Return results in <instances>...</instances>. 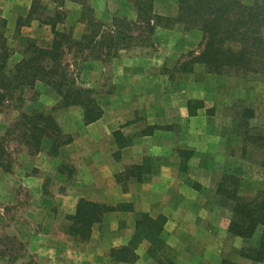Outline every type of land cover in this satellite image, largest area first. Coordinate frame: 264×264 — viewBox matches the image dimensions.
Listing matches in <instances>:
<instances>
[{
  "label": "rangeland",
  "instance_id": "rangeland-1",
  "mask_svg": "<svg viewBox=\"0 0 264 264\" xmlns=\"http://www.w3.org/2000/svg\"><path fill=\"white\" fill-rule=\"evenodd\" d=\"M144 1L0 0V14L7 22L4 31L14 49L8 66L12 68L23 58L27 38L45 44L53 38L54 30L68 32L75 39L80 37L85 28L84 8L91 9L92 12H86L102 22L116 18L133 23L131 32L137 38L114 58L85 59L72 48L71 53L77 57L70 59V67L78 85L92 89L103 113L114 110L116 121L122 122V127L135 124L136 135L160 129L161 136L166 134V143L174 140V132L182 134L183 144L176 149L179 169L168 178L174 185L165 193L171 201L181 204L182 199H189L190 202L179 204L181 208L187 207L181 220L169 221L165 217L162 238L170 257L167 264H264L243 252L254 244L255 238H243L228 231L230 201L218 192L219 184L232 185L224 180L229 174L239 179L236 185L242 194L252 195L264 189V76L256 72L239 75L210 72L203 63L192 60L204 49L202 30L165 20L150 31L147 19L138 20V2ZM154 12L176 17L178 0H154ZM59 100L60 96L51 86L37 82L34 89L25 90L23 101L13 100L0 106V137L10 152L4 159L5 165L0 163V264H68V260L69 264H160L149 254L150 243L144 239L136 243L134 259L117 258L113 250L130 243L136 232L138 213L133 219L127 213L132 209L131 201L113 204L106 200H127L121 194L133 191L132 183L147 181L145 175L160 166L161 158L146 155L131 165L122 163L121 169L115 170L118 167L112 164V158L90 154L95 148L103 147L97 132L109 133V128L97 130L94 121H85L81 105L61 107L57 106ZM190 102L198 112L192 123L183 120L182 125H161L155 120L162 103L173 114L167 120L172 117L174 120L184 115L186 105L190 110ZM34 109L54 115L63 131L57 146L50 148L51 140L44 139V149L39 150L32 142L24 141L22 132L29 126L21 124V115ZM114 134L119 146H124L122 132L118 129ZM259 135L262 137L253 141V136ZM196 149L208 152L200 156ZM39 154L47 171L41 174L36 167L27 174L40 176L42 188L36 195L23 186L15 192L11 189L12 182L6 178L22 170L27 159ZM121 156L116 151L113 158ZM205 157L209 171L205 175L196 174L198 159ZM96 159L102 160L109 175H113V182L119 185L117 192L116 187L111 188L109 176L100 173ZM9 164L10 168L6 169ZM189 167L194 178L182 174ZM80 174L84 187L95 188L106 199L102 219L93 224L89 235L75 230L78 223L74 215L79 200L84 197L77 200L73 213L59 207L67 186ZM97 184H103V189L98 191ZM176 185L181 187L180 191H176ZM30 203L35 204L34 208ZM119 211L122 217L117 214ZM14 220H18V229L24 235L12 232ZM54 238L57 239L54 241ZM55 242L58 243L57 257H52L46 249ZM67 244L83 254H73L74 251L64 254L68 250L63 245Z\"/></svg>",
  "mask_w": 264,
  "mask_h": 264
},
{
  "label": "trees",
  "instance_id": "trees-1",
  "mask_svg": "<svg viewBox=\"0 0 264 264\" xmlns=\"http://www.w3.org/2000/svg\"><path fill=\"white\" fill-rule=\"evenodd\" d=\"M140 3L138 20L147 19L150 31L165 20L198 26L203 32L205 45L201 54L193 56L192 60L203 63L210 72L232 75L256 72L264 76V0H178L176 17L155 13L154 0ZM86 11L92 12L89 8L83 9L86 20L80 37L75 39L68 32L54 30L53 38L45 44L27 38L24 56L12 68L8 61L14 49L4 31L6 19L0 14V106L13 100L23 101L26 89H34L37 82H43L60 96L57 106L81 105L87 123L102 116V108L92 89L82 87L76 81L70 61L76 60L77 56L70 50L76 48L85 59L110 60L137 36L131 32L133 23L116 18L102 22ZM192 104L190 102L191 114L196 112ZM21 117V124L29 126L22 132L27 144L32 142L41 150L44 149V139H48L51 140L50 148L58 145V137L63 136V131L52 112L34 109ZM261 137L253 136L252 139L256 141ZM2 140L0 137V163L5 165L4 159L10 152ZM5 168L9 169L10 164ZM224 180L232 184L229 188L223 184L218 187V192L230 201L231 216L227 229L243 238H255L254 244L244 248L243 252L251 259L264 261V189L245 195L236 185L239 181L236 176L225 175ZM104 208L103 203L81 198L74 215L78 223L76 232L89 235L93 224L101 221ZM165 221L162 215L152 217L147 212L139 213L134 237L128 245L114 249V254L120 261L132 260L136 257V243L144 239L150 243L149 254L160 264H167L170 257L165 252L162 238Z\"/></svg>",
  "mask_w": 264,
  "mask_h": 264
},
{
  "label": "crops",
  "instance_id": "crops-1",
  "mask_svg": "<svg viewBox=\"0 0 264 264\" xmlns=\"http://www.w3.org/2000/svg\"><path fill=\"white\" fill-rule=\"evenodd\" d=\"M156 1V0H155ZM192 98V97H190ZM194 98V97H193ZM190 100V99H189ZM191 101V100H190ZM189 103V102H188ZM161 109L160 113L156 116L158 118L155 119L157 122H160L161 125H166V123H170L173 125L177 124H183L184 122L190 121L192 123L193 121L196 120L197 113L194 112L193 114L190 113L189 106H185V112L184 115H180L178 118L174 117L168 119V116H172L173 114L171 113V110H168L167 105L165 103L161 104ZM110 115V116H109ZM116 115L114 114V110L107 112L105 111L103 115L94 121V125L97 128H106L110 132L108 133L105 131L104 133H98V140H100V143L102 144L103 147H100L99 149L94 150L92 154L93 156H98V157H107L109 160L112 158V164L116 167H118L117 171L121 169L120 164L122 163L126 165H131L134 163L135 159L138 160L140 157H145L146 155L150 154H155L156 156L161 158V163L158 168L155 170H152L150 173L145 175L148 177L147 181H143V183H136L133 185L132 183V188L133 191L126 193H122L120 197H127V200H118V202H114L115 200H106L103 197V195H99L96 193L95 188L88 190L86 187H84V183L82 182V176L81 174L79 176H76L73 183L67 186V191L66 193L62 196L63 199L61 200V203L59 204L60 210H63L65 212L73 213L76 208V203L77 200L80 197H84L87 199H90L92 201H97L103 203L105 200L106 202L111 201L113 204H117L123 201H131L133 202L132 209L130 211H127V213H130V218L133 219V215L135 216L136 213H141V212H147L149 213L152 217H157V216H164L169 218L168 220H181L183 218V215L186 214L187 212V207L181 208L180 206L183 205V203L186 205V203H189V199H182L184 202L177 203L176 200L167 198V195L165 193V190L169 188L170 186L174 185V182H168V178L172 175H174L173 172L176 171V169H179L180 165V157L176 153L177 146H181L183 144V138L182 134L176 135L177 133L174 132V140H171V143H166V134H163L162 136L159 134V130L154 131L151 134H142V135H136V125L131 124L130 127H122V122H117L116 121ZM162 118V119H161ZM161 119V120H159ZM178 119V120H177ZM120 130L123 135V139L126 141V144L124 146H119L116 138H115V131ZM178 136V137H177ZM77 141V139L75 140ZM74 141V142H75ZM73 144V143H72ZM70 144V145H72ZM194 148V147H193ZM64 149V148H63ZM120 151L121 157L118 159H114V152ZM208 151L205 149H196V153L199 154L200 156H205ZM205 154V155H203ZM39 155H36L33 158L27 159L25 161L24 166H22V170H18V172L14 175H11L10 178H6L7 180H10L12 182L11 189H13L15 192L17 188L19 189L20 186L25 187V189H28L30 192H33L35 195L38 194V191L42 188V178L38 175H33V174H27L28 170L33 169L38 167L39 172L43 174L44 171H47L45 165L42 162V157ZM122 159V161H121ZM23 161V162H24ZM97 165H100L99 171L100 173H105L106 176H109L110 178V186L111 188H115L114 191H118L119 185L115 182H113V175L108 173V168L105 167L106 165L103 163L102 160L96 159ZM198 166L196 167V174H207L206 172L209 171V167L206 164V157L203 160L198 159ZM114 168H112L111 173L115 171ZM186 173H182L183 175H186L187 178H194L192 175V170L189 167L185 171ZM96 181V180H94ZM179 181V180H178ZM180 183V182H179ZM98 188V191L103 189V184H97L96 185ZM131 187V186H130ZM176 191H180L181 187L179 186H174ZM96 194V195H95ZM109 196V194H107ZM31 208H34L33 204L30 203ZM180 204V206H179ZM35 205V204H34ZM190 205V204H189ZM61 212L58 213L60 215ZM117 214L122 217L121 212L119 211ZM137 214V215H138ZM56 215V220H59V217H57V214H54L53 216L55 217ZM136 215V218H137ZM171 215V216H170ZM136 220V219H135ZM134 221V220H133ZM14 224L13 226L16 227V229H13L12 226V232L17 235V236H22L25 234V232H20L18 229V220L13 221ZM165 230H167L165 228ZM165 232V231H164ZM134 233V232H132ZM57 238H54V241ZM145 245L148 246V242L145 243ZM57 247L58 243L55 242V244H49L47 246V252L52 253V257H57ZM63 248H67L69 254L73 252L77 253L79 255H82V251L77 250V249H72V247L67 244L63 245ZM39 249L37 248L36 251ZM59 250V248H58ZM77 251V252H76ZM57 264V263H54ZM69 264V260H68Z\"/></svg>",
  "mask_w": 264,
  "mask_h": 264
}]
</instances>
